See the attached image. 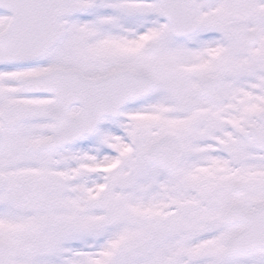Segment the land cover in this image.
<instances>
[{"label":"snow or ice","instance_id":"6c2138e0","mask_svg":"<svg viewBox=\"0 0 264 264\" xmlns=\"http://www.w3.org/2000/svg\"><path fill=\"white\" fill-rule=\"evenodd\" d=\"M0 264H264V0H0Z\"/></svg>","mask_w":264,"mask_h":264}]
</instances>
